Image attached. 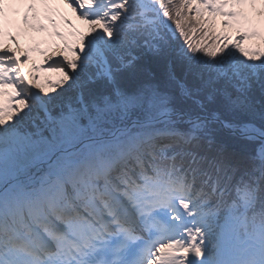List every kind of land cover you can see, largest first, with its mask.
<instances>
[{
	"label": "snow or ice",
	"instance_id": "snow-or-ice-1",
	"mask_svg": "<svg viewBox=\"0 0 264 264\" xmlns=\"http://www.w3.org/2000/svg\"><path fill=\"white\" fill-rule=\"evenodd\" d=\"M143 7L144 0L0 3V153L35 158L0 181V264H149L159 250L145 254L155 233L138 213L170 178L183 177L210 203L264 214V55H193ZM187 14L197 16L195 5ZM66 21L82 26L70 48ZM184 49L208 63L188 61ZM40 72L56 74L47 81L53 91L33 83ZM57 130L69 136L65 154L87 150L104 162L54 174L40 147L52 149ZM228 219L224 249L248 245ZM128 224L134 242L118 232ZM195 257L187 264H264V238L251 259L221 261L211 248Z\"/></svg>",
	"mask_w": 264,
	"mask_h": 264
},
{
	"label": "trees",
	"instance_id": "trees-1",
	"mask_svg": "<svg viewBox=\"0 0 264 264\" xmlns=\"http://www.w3.org/2000/svg\"><path fill=\"white\" fill-rule=\"evenodd\" d=\"M122 3L126 4L127 0H122ZM193 5H195L197 11L196 17H191L187 14V10L191 9ZM208 8V5H201L197 0H163V25L174 28L176 33L179 34L180 40L187 47L189 53L193 55L200 54L204 57L211 58L223 55L224 53H230L242 56L245 59L257 54L264 55V34L251 41H247V39L242 41L244 45L251 43L256 47V50L253 51V53L245 51L242 54H238L235 52L236 44H232L230 42V37L222 34V31L218 27L220 22L224 25H229L227 19L224 17L219 19L217 17L218 13L215 11L207 12ZM141 11L145 16L155 18L159 23L157 3H155L153 9H141ZM205 12H207L208 20L202 22L201 15ZM189 53L184 49V55L188 61L196 60L202 64L208 63L203 57H192ZM40 59H42V57H36L34 60L39 61ZM39 76L40 80L36 81V83H39L40 86L47 91H53L54 89L47 83V81L48 79L55 77L56 74L40 72ZM53 82H55V79ZM189 82L192 83L191 78ZM192 86L198 88L199 84L196 83ZM23 90L26 91L25 89ZM190 194L192 195V192H190ZM193 202L195 209L194 221L197 231L202 235L204 243L207 244L206 249L208 250L211 248L214 252L215 249L213 246L217 245V239L220 234L218 228L220 225L225 224V217L232 209L229 210L226 208L224 203L219 199H213L210 203L208 198L201 199L199 195L193 196ZM234 210L235 212H238L236 209ZM234 210L232 211L233 213H235ZM246 220L247 230L251 233H255L257 229L264 231V214L247 213Z\"/></svg>",
	"mask_w": 264,
	"mask_h": 264
},
{
	"label": "rangeland",
	"instance_id": "rangeland-1",
	"mask_svg": "<svg viewBox=\"0 0 264 264\" xmlns=\"http://www.w3.org/2000/svg\"><path fill=\"white\" fill-rule=\"evenodd\" d=\"M237 1H239V4L241 6V5H244L242 3H243V1H246V0H237ZM248 1H251L252 3L255 2L254 6L256 7V10L258 12H260V11L264 12V0H248ZM223 8L228 9V5H225ZM241 8L244 9V7H242V6H241ZM66 22L68 23L70 21H66ZM66 22H65V25H66ZM256 26H257V23L255 24V27ZM221 27H222V25H221ZM231 32L232 31H230V33ZM231 34L233 35L232 39H235L236 41H238L236 37L239 36L240 32H237V33L232 32ZM21 43L23 44L24 41L22 40ZM33 75H35V74H33ZM29 79H31V78H29ZM57 137L58 136L56 135V139H57ZM57 142H58V140L52 142V145L54 148L59 147V144ZM42 145H44V144H42ZM191 209H192L191 204L187 201L183 207H180V209H178V216L179 217L177 219V222L173 223V226H172V227H177V232H176L177 235L180 236V234H184V235H186L187 240H180L179 237L171 236V238L165 239L164 241L160 242V244H159V246H160L159 250L163 249V250L167 251L166 248H171V250H170L171 254L166 255V257L164 259L165 262H169L170 264H179V255H177V253L180 252V249L183 247L184 244L190 245L189 252H195L196 251L197 239H196V237H194V235L191 238V234L193 233L192 225H191L192 223H191L190 218H189V215L191 214ZM182 225H184V229L181 228V227H183ZM261 239L262 238H261V234H260L257 236V240L259 242H261ZM161 254L162 253L159 252V256H161Z\"/></svg>",
	"mask_w": 264,
	"mask_h": 264
},
{
	"label": "bare ground",
	"instance_id": "bare-ground-1",
	"mask_svg": "<svg viewBox=\"0 0 264 264\" xmlns=\"http://www.w3.org/2000/svg\"><path fill=\"white\" fill-rule=\"evenodd\" d=\"M55 154H50L45 157H40L45 164H50L52 166V171L54 174L61 173L62 175H75L80 172L83 167L82 166H75L74 168H70L74 163H64V164H57ZM35 158L31 153H18V154H9L8 152L0 153V181L6 179L16 167H27L29 164L34 162ZM87 161V160H86ZM82 162V161H81ZM80 162V165H81ZM104 162L103 158L99 157V159L95 162V164H102ZM20 168H16L18 170ZM61 170H65L64 174ZM170 264V263H168Z\"/></svg>",
	"mask_w": 264,
	"mask_h": 264
}]
</instances>
